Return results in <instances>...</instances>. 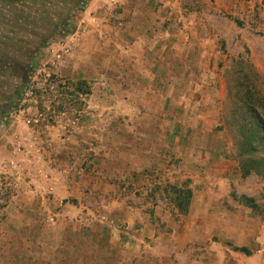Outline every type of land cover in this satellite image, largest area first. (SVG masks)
Returning a JSON list of instances; mask_svg holds the SVG:
<instances>
[{
	"label": "rangeland",
	"instance_id": "rangeland-1",
	"mask_svg": "<svg viewBox=\"0 0 264 264\" xmlns=\"http://www.w3.org/2000/svg\"><path fill=\"white\" fill-rule=\"evenodd\" d=\"M260 98L264 0H0V264H264Z\"/></svg>",
	"mask_w": 264,
	"mask_h": 264
},
{
	"label": "trees",
	"instance_id": "trees-1",
	"mask_svg": "<svg viewBox=\"0 0 264 264\" xmlns=\"http://www.w3.org/2000/svg\"><path fill=\"white\" fill-rule=\"evenodd\" d=\"M72 11H78L77 7ZM23 91V86L19 88L11 99L12 102L20 98ZM12 102L9 106L12 105ZM248 102V96L245 98ZM253 103L241 102V109L244 111V118L241 117L240 124H245L249 127L250 133H239L241 143L239 146V158L243 168V176L256 173L264 176V98L253 100ZM169 199L178 212L186 214L188 211L192 191L187 187L186 183L171 184L168 189ZM242 202L247 206L254 208V201L246 196L240 197Z\"/></svg>",
	"mask_w": 264,
	"mask_h": 264
},
{
	"label": "crops",
	"instance_id": "crops-1",
	"mask_svg": "<svg viewBox=\"0 0 264 264\" xmlns=\"http://www.w3.org/2000/svg\"><path fill=\"white\" fill-rule=\"evenodd\" d=\"M25 145L26 144L24 143L20 145L16 141L13 144L9 145V143L5 141L4 136L1 137V140H0V173L8 174V170L11 165L9 163H12L15 161H17L18 163V161L20 160H25V161L32 160L30 155L28 154V152H31V151L26 148L28 144L26 145V147ZM21 146L22 148H20ZM29 146L33 147L32 152H35L34 143H29ZM16 166L20 168L19 165L16 164ZM19 179H22V178L19 177Z\"/></svg>",
	"mask_w": 264,
	"mask_h": 264
}]
</instances>
